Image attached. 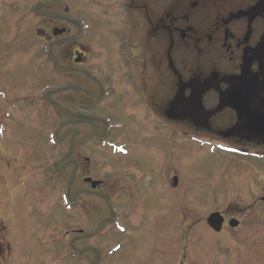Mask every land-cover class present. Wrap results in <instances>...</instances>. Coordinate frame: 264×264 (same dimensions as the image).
Segmentation results:
<instances>
[{
	"label": "rangeland",
	"instance_id": "obj_1",
	"mask_svg": "<svg viewBox=\"0 0 264 264\" xmlns=\"http://www.w3.org/2000/svg\"><path fill=\"white\" fill-rule=\"evenodd\" d=\"M123 1H106L100 3L101 7H93L88 0L86 4L79 0L70 14L77 22H86L79 41L55 40L50 46L25 34L29 18L20 10L0 7V120L7 131L0 141V264H97L94 247L114 244L121 245L118 253L107 260L100 259V264H178L180 260L185 264H264V202L260 199L264 196V161L251 160L255 164L251 166L261 169L258 174L248 159L233 163L234 156L219 152L210 156L177 137L168 140L169 128L145 107L143 94L135 88L143 89L140 83L147 76L144 67L150 71V80L165 75L168 82L195 76L192 70L223 71L226 65L229 67L232 46L230 50L223 48L225 53L202 50L191 55L179 44L171 49L168 39L162 43L158 38L141 36L140 44L136 39L137 23L141 20L135 19L134 10L120 11L125 6ZM166 1L174 5L179 0ZM191 1L204 2L197 8V30L201 32L206 19L200 13L210 10L208 2L214 1L213 7L217 8L222 0ZM121 15L124 20H116ZM78 44L86 51L85 64L80 68L70 55ZM201 44L206 46L207 41L204 39ZM229 64L231 68L235 65L231 60ZM167 66L176 72H165L169 70ZM76 68L79 71L69 75L72 82L63 83L57 74ZM157 69L164 73L152 71ZM83 84L94 93L91 98L81 94L79 87ZM101 87L109 88L107 97L97 92ZM95 117H108L121 126L119 130L104 131L117 142L122 138L129 145L128 156L118 160L123 162L121 170H143L148 177L162 156L169 162L166 165L174 161L179 170L178 196L167 182L162 191L166 193L165 205L139 203L145 215L136 224L131 210L127 212L123 203L109 198L127 216L123 235H105V227L102 229L104 216L113 215L107 214L108 202L87 225L89 219L83 210L77 207L71 212L61 196L68 190L69 203L79 202L78 171L73 170L72 164L64 168L63 162L77 157L80 151L73 132L79 128L94 129ZM217 118L215 129L216 123L224 126L229 122L221 115ZM199 135L210 140L220 138ZM47 136L54 146L48 145ZM104 150L107 151L101 148L103 156L96 157L103 169L114 165L117 159ZM166 171L168 181L173 170ZM140 188L138 195L148 193L145 182ZM14 190L16 198L11 196ZM216 210L225 216V222L235 218L239 226L231 228L225 223L219 233L213 232L205 220ZM3 224L7 240L1 238ZM91 233L98 234L93 240L81 241ZM72 253L81 257H73Z\"/></svg>",
	"mask_w": 264,
	"mask_h": 264
},
{
	"label": "flooded vegetation",
	"instance_id": "obj_2",
	"mask_svg": "<svg viewBox=\"0 0 264 264\" xmlns=\"http://www.w3.org/2000/svg\"><path fill=\"white\" fill-rule=\"evenodd\" d=\"M88 1L94 5L117 0ZM230 1L232 2L233 0H222L221 5H218L217 8L213 7V4H216L214 1L208 2L210 10L207 13H200V16L203 15L206 19V26L201 29V32L197 30V22L199 21V13H197L199 5L197 6V2L179 0L174 5H171V2L166 0L123 1L125 6L120 11L129 13V10H134L137 12L133 13L132 11V14L136 17L135 19L141 20V23H137L139 38L135 37L140 44L141 36L150 40L153 38L157 40L156 38H158L162 43L164 42L163 39L168 38L173 42L177 40L178 43L175 46L181 45L189 54L198 53L202 50L211 54L225 53L223 48L230 50L232 46L231 61L233 60L232 56L236 55L234 53L238 52V55H236L238 56V61L234 63V67L231 68L229 65L228 68L225 67L223 70V73L226 72V75L231 77L227 82L219 83L217 80H208L198 83L181 80V77L178 80L168 82L165 79V75H157L150 80V71L144 67L147 76L146 79L141 80L140 84H143L142 91L137 86H134L138 90V94H143L141 100L145 107L169 128L166 136L168 140L177 137L180 141L187 142L185 135L188 132L196 133L199 126L207 127L212 114L209 115L203 110H218L219 100L223 98L222 92L227 91L229 85H232L238 79H249L259 83L260 92L254 98L251 106L255 112L264 111V104L261 105V100L264 96V69L260 62L261 56L264 54V0H238L234 4L230 3ZM83 2L86 4L87 0H83ZM78 4H80L79 0H0V7H8L15 12L20 10V14H23L25 18H29L25 34L34 35L41 40L48 41L49 44L54 43L55 40L65 41L69 38L79 41L82 35L80 26L75 17L70 16L73 8L78 7ZM203 4L201 3V5ZM132 19L135 20L133 17ZM116 20H124V17L121 15ZM204 39L207 40L209 45H198ZM183 41L184 43H181ZM162 43L158 42V45L161 46ZM137 47L143 50L140 45H137ZM76 48L70 53L71 61L74 62L76 67L80 68V66L85 64L86 51L80 44L76 45ZM241 57L244 59V65H241ZM246 62H249L247 66ZM76 71L79 70L76 68ZM152 71L159 74L164 73L163 70L158 69ZM71 73H74V71L66 70L63 72V83L65 81L72 82L69 77ZM84 86L85 84L79 87L81 94L91 98L94 93ZM127 87L129 88V86ZM99 89L97 92H103V96L107 97L109 91H105L102 87ZM201 92L204 93L201 99L202 105L200 106L197 95ZM222 110L221 113L225 112L224 116L228 119L227 125L230 127L224 133V140H227L228 143L229 141L235 143L234 145L238 146V148L252 151L254 154L263 152L264 135H259L255 131L247 129L245 119L237 117L230 108L227 107ZM214 114L217 113L215 112ZM105 119H109L112 122L108 117ZM105 119L92 118V122L95 125L94 129L79 128L76 131L79 137L80 151H78L79 153L77 152V157L63 162L65 164L64 168L72 164L73 169L77 170L79 174L78 188L76 187L78 189L76 193L80 195L79 202L78 204L77 202L72 204L83 210L82 212L89 219L87 225H90L94 220L93 217H96L97 211L104 203L108 202L107 214L111 212L110 207L113 204L108 200L109 198H115L117 202L123 203V207L127 209V212L129 210L133 212V221L136 224V222H141L145 215L139 207V203L149 205V202L153 204L157 202L164 205V194L166 193L162 191H165L167 182L170 189L174 191L175 196H178L176 192L179 185L176 173L179 170L177 166L175 167L174 161L166 165L169 162H166L164 156L158 159L157 166L152 167L153 174L148 175V177L143 170L137 173L129 171V168L121 170L123 162L118 161L121 160L118 157H116L114 165H107L103 169L102 165L96 162V157L99 158V156L104 155L101 151L102 144L100 140L109 138L104 134L107 129ZM128 147L129 145L126 144L127 156L129 154ZM85 152L91 153V156L84 155ZM66 154L68 155L69 152L67 151ZM241 159L247 158L235 156L232 161L233 163H238L242 161ZM248 160L252 170L260 174V168L251 166L255 165L251 160L257 161L256 158L252 159L250 157ZM168 168L169 170L172 169L173 172H169L167 181L166 170ZM114 172L119 174L115 176ZM112 173L114 175H111ZM110 176L113 178H110ZM95 181L99 182L93 187V182ZM144 182L148 193L139 192L140 195H138V190L141 191L140 187L142 184L144 185ZM155 182H157V187L154 186ZM66 195L69 198L68 190H66ZM116 210L118 211L116 215H106L101 222L102 229L105 227V235L116 234L114 225L119 222L124 226L127 220L126 214L120 212L117 207L112 212H116ZM88 214H90V218ZM179 215L181 216L180 212ZM179 223L181 225V222ZM177 227H179L178 224ZM96 234L98 233L84 236L86 238H82L81 241L86 242L87 238L93 240V236ZM106 249L107 247L100 249L94 247L98 254V256H95V263H99V255ZM181 263L183 264V262Z\"/></svg>",
	"mask_w": 264,
	"mask_h": 264
},
{
	"label": "water",
	"instance_id": "obj_3",
	"mask_svg": "<svg viewBox=\"0 0 264 264\" xmlns=\"http://www.w3.org/2000/svg\"><path fill=\"white\" fill-rule=\"evenodd\" d=\"M260 62L264 65V55ZM260 92L259 83L249 79L233 83V85L223 94L221 107L229 106L236 111L238 115L247 122L246 127L250 131H255L259 135H264V111L255 112L251 103ZM198 100V99H197ZM264 104V96L261 105ZM207 223L216 231H219L222 225V217L218 213H212L207 219ZM235 220L230 221V225L235 226Z\"/></svg>",
	"mask_w": 264,
	"mask_h": 264
}]
</instances>
